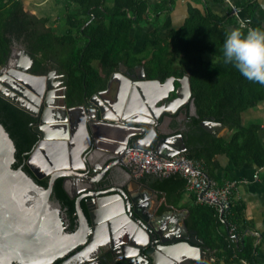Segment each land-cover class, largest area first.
Wrapping results in <instances>:
<instances>
[{"label": "water", "instance_id": "water-1", "mask_svg": "<svg viewBox=\"0 0 264 264\" xmlns=\"http://www.w3.org/2000/svg\"><path fill=\"white\" fill-rule=\"evenodd\" d=\"M15 52L12 47L9 59L0 67V96L38 118L33 130L39 139L29 156L24 157V164L33 173L30 174L22 166H14L16 144L0 123V264H51L100 235L112 236V222L123 215L138 223L150 237H159L161 242L151 246L140 242L137 232H127V225H121L125 227L123 234L132 235L131 246L137 254L142 250L150 264H172V258L183 257L209 262L212 249L196 229L188 228L186 215L173 210L155 214L140 205L129 184L118 186L123 177L140 187L144 185L141 179L146 175L135 177L123 160L129 151L156 152L169 158L186 149L183 133L167 136L161 124L186 104L190 115H198L189 75L177 79L180 84L176 87L174 76L164 82L147 80L143 66V75L135 84L121 83H132V78L118 71L105 89L84 95L81 104L69 106L66 85L62 97L57 95L60 82L55 81L54 71L32 73L29 54L17 62ZM115 75L121 84L113 95ZM172 92L176 98L169 100ZM201 124L208 129L219 123L211 118ZM112 130H118L120 135L113 137ZM177 140L183 148L177 147ZM76 146H80V166L73 162ZM60 177L64 185L80 177V187L84 188L75 201L78 228L73 232L65 230L64 221L69 217L61 211L62 204L51 198ZM41 179H47V184L39 183ZM92 200H97V208L90 205ZM98 211L103 215L100 218L95 216ZM168 218L172 220V230L186 234L162 237L158 223ZM155 241L159 240L151 244ZM135 256L125 255L130 264H135Z\"/></svg>", "mask_w": 264, "mask_h": 264}, {"label": "trees", "instance_id": "trees-1", "mask_svg": "<svg viewBox=\"0 0 264 264\" xmlns=\"http://www.w3.org/2000/svg\"><path fill=\"white\" fill-rule=\"evenodd\" d=\"M73 4L75 12L70 11ZM232 4L240 9L239 16L232 13ZM176 10L183 14L181 22L171 25L163 34L161 17L173 15ZM262 12L261 0H69L66 19L70 29L59 34L47 26L49 17L28 12L22 0H0V66L9 59L13 43H22L33 60L32 73L43 74L53 66L62 75L69 106L82 103L84 95L105 89L120 64L132 70L135 65H142L152 78L189 75L198 115H190L188 104L182 109L186 116L183 135L187 146L183 154L200 161L204 169L218 153L230 156L236 166L264 167L262 124L247 125L243 120L244 112L250 109L261 107L264 113V84L247 80L231 64L223 63L221 51L228 28L264 27ZM142 23L151 27L150 38L137 46L132 33ZM205 53L215 58L205 59ZM211 118L233 130L229 140L201 124ZM37 119L0 96V123L17 148L15 167L38 142V134L33 130ZM23 168L33 174L26 164ZM147 176L154 177V186L162 191L173 192L186 184L179 172L168 177ZM38 182L47 183L45 179ZM54 191L73 212L74 200L63 188L62 178L57 180ZM198 203L200 206L191 212L188 224L204 235L215 260L188 264H243L242 259L259 263L257 247L246 237L232 242L236 235H242L238 218L234 216L236 210L241 211V204L235 206L232 199L227 216L228 222L237 225L236 233L231 234L227 228V233L221 234L214 229V224L224 223L216 208ZM203 207L211 209V218L206 217L209 213ZM215 238L219 243L214 242Z\"/></svg>", "mask_w": 264, "mask_h": 264}, {"label": "crops", "instance_id": "crops-1", "mask_svg": "<svg viewBox=\"0 0 264 264\" xmlns=\"http://www.w3.org/2000/svg\"><path fill=\"white\" fill-rule=\"evenodd\" d=\"M22 1L24 4V8L28 12L35 14L38 17H49L47 26L52 27L57 33L63 34L67 32L68 29H70V25L67 23L66 13L64 12L63 14L62 12L66 3L65 0H22ZM68 1H67V6H68ZM179 1H183V0H178V2ZM73 6H74V11L73 10L72 11L75 12L76 5L73 4L72 7ZM66 12H67V7H66ZM175 14H177V17L175 18V20H173L172 23L181 22L183 18L182 12L181 11L175 12L173 13V15L172 14L171 15L174 17ZM169 18L167 17V19ZM141 25L143 26V29L149 26L148 24L145 23H142ZM141 25L137 26V28L132 33V35L136 38L138 46H141L146 40L150 38L148 34L146 38H142V35H138L139 32L137 31H141ZM73 31H75V28H73ZM22 48L23 50H25L23 44H22ZM94 63L96 65L97 62ZM49 67L50 69L55 70L54 73H58L55 67L53 66H49ZM97 67H99L98 63H97ZM60 77L62 78L61 75ZM60 77L57 76L55 79L61 82L62 79ZM61 85L64 86L65 84H61ZM117 87L118 84H112L113 95L114 93L117 92L116 91ZM260 108L250 109L244 112L243 115L244 124L248 125L254 122H259L261 124H264V113L263 111H261ZM178 116L180 117V115ZM101 128L104 129L103 127ZM161 129L165 130L168 133L167 136L178 134L180 132L183 133L184 130L186 129V119L184 118L178 119L174 115L169 117L167 116L166 119L163 121V124H161ZM208 129L212 132H217L219 136H222L227 140H229L233 134V130H230L226 126H222L221 124L209 125ZM117 135H120L119 131L112 130V136L116 137ZM262 141L264 143L263 131H262ZM178 143L180 148H183L181 142L179 141ZM204 170L206 171V174L208 176L212 177V179L217 180L221 184L228 180L236 181L237 187L233 193V200L235 206L238 207L240 204L243 206L241 211L236 210L234 212V216L238 218L237 221H239L238 224L240 226V229L242 230L241 231L242 235L240 237L241 238L246 237L249 240V242H251L254 246L257 247L256 259L259 261L260 264H264V167H259L255 164H244L242 166H236L234 160L230 156L224 153H218L212 158V160L209 162V165ZM124 178L125 177H123V179ZM154 179H155L154 177L146 175L145 178L141 179V182L145 186L144 185L142 187L139 186L142 189L141 191L145 195V197H143V201L148 206V209L153 212L157 211L158 213H161L162 211L164 212L170 210H173L174 212L182 213L186 215L185 221L188 225V228L195 229L191 225V223L190 226L188 224V220H191L190 219V217L192 216L191 212L196 207L200 206L195 193L188 191L186 189V184L173 192L170 191L169 189H164L162 191L161 189H158L154 186ZM214 229L218 230V232H220L221 234L227 233L226 230L224 231L218 226H216V228ZM199 235L205 239L202 233L201 234L199 233ZM214 242L219 243V239L215 238ZM222 264H226V263L223 262Z\"/></svg>", "mask_w": 264, "mask_h": 264}, {"label": "flooded vegetation", "instance_id": "flooded-vegetation-1", "mask_svg": "<svg viewBox=\"0 0 264 264\" xmlns=\"http://www.w3.org/2000/svg\"><path fill=\"white\" fill-rule=\"evenodd\" d=\"M12 47L16 48V52H15L16 55L13 56V58H15L16 61L18 62L22 57V60L24 61L25 54H28V53L26 51L25 52L23 51L22 44L20 42L15 41L13 43ZM32 64H31V66H32ZM3 65H1L0 67H2ZM48 70L51 71L52 69H50V67H49ZM52 71L55 72V70H52ZM118 71H123L124 73L128 74L132 78V83H126V81H123V82H121L123 84H135L134 82L138 81L140 79L139 77L143 75L142 65H135L134 69L132 70L127 65L120 64L119 67L115 71L112 72L110 78L114 74H116V72H118ZM55 75H56V77L57 76L60 77L61 74L55 73ZM145 75H146L147 80L158 79L161 82H164L166 78L174 76L176 78V80H174V84L176 85V87H178L180 84L177 79H180L183 77V76L170 75L166 78H162L161 76L152 78V77H149L148 74H146V72H145ZM110 78H109V80H110ZM117 78H118V75H115V78L112 81V84H121L120 80H118ZM119 78H122V77L120 76ZM61 79H62L61 80L62 83L60 82V87L58 88V92H57V95L60 97H62L63 87H64L63 85H61V84H64L63 77ZM109 80H108V82H109ZM55 81L59 82L58 80H55ZM174 98H176V93L172 92L169 96V100L174 99ZM184 106L180 107L178 112L174 115L178 119H183V118L186 119L185 118L186 116L184 115V113L182 111ZM78 112H80V111H78ZM189 112H190V109H189ZM178 115H180V117ZM67 125L71 126L72 124H70V122H69V124H67ZM178 142H179V140L176 141L177 147H179ZM74 150L76 152L74 151L75 160L73 162L75 165L80 166V156H78L80 153V146H76V148H74ZM23 165H24V161L21 164H19L17 167H20V166L23 167ZM60 178H62V177H60ZM125 178H127V177H125ZM125 178H124V181H120V183H118V186L122 188V187H124V185L129 184L130 189H132L133 193H135L134 194L135 197H138L140 205L143 206V208H147L148 206H146L145 202L143 201V197H145V195L141 191L142 189L137 184H134L133 182L132 183L128 182L129 178H127L126 180H125ZM41 180H43V179H41ZM45 180L47 182V179H45ZM57 180L54 183L51 198L59 201L62 204V210L61 211L64 212L65 214H67L69 217L68 221H64L65 230L68 232H73V231L77 230V228H78V226L75 222V213H76L75 201L77 200V198H80V195L84 192L83 190L82 191L80 190L83 188V187H80V177H78V178L74 177L73 179L67 180L65 185H64V181H63L64 179L62 178L63 188L65 187L64 189L66 192L68 191L67 192L68 196L74 200V208L75 209L73 212H70L71 210H70L69 204H67L65 202V200H62L55 193L54 187L57 183ZM87 185H90V184H87ZM70 195H72L73 198ZM85 199L86 198L82 199V203L86 209ZM90 205H94V207L97 208V200L96 201L92 200L90 202ZM122 207H124L123 202H122ZM104 214L106 215L107 212H105ZM155 214H160V213H158L156 211ZM95 216L97 218H100L103 215L101 213H99V211H98V212H96ZM156 218L157 217H154V219H156ZM171 221H172L171 218H168V220L166 222H164L165 224L164 223L163 224L158 223V228L162 232V237H169V236H174V235L186 234L185 232H182V231L172 230L170 228ZM122 224L127 225V232H132V233L137 232L138 239L142 243H147L148 245H151V246H157L158 243L161 242L159 237L158 238L154 237V236L150 237L148 235V233L145 232V230H143L139 226L138 223L135 224L129 216L123 215L120 218H118L117 220H114L112 222V225H111V227L113 229L112 236L111 235L110 236L109 235L108 236L100 235L98 238L95 239L94 242L90 243L89 245H87L85 243L84 245L78 246L74 251L65 255L64 257L56 259L51 264H130L131 260L129 258L125 257V255H129V254L130 255L136 254V256L133 259L135 264H150L151 262L147 261L142 250L140 252H138L139 254H137V251L131 246L134 243L133 239L130 237L132 235L128 236L126 234H123V233H125V229H124L125 227H121ZM154 239L159 240V241H155L154 244H151L152 242H154ZM100 246H101V248H100ZM155 248H157V247H155ZM81 249L84 251L81 252L82 251ZM156 251H158V249ZM80 253L82 255H80ZM75 254L79 255V256L77 258H73L74 256H76ZM172 260H173L172 264H188L192 261H195L192 259H187L185 257L180 258L179 260L172 258Z\"/></svg>", "mask_w": 264, "mask_h": 264}, {"label": "built area", "instance_id": "built-area-1", "mask_svg": "<svg viewBox=\"0 0 264 264\" xmlns=\"http://www.w3.org/2000/svg\"><path fill=\"white\" fill-rule=\"evenodd\" d=\"M232 13L240 15V9L234 4H232ZM262 130L264 132V124H262ZM123 160L135 177L147 174L168 177L179 172L186 180V189L195 193L198 202L214 206L219 218L227 223L228 231L231 234L236 233L237 225L227 220L231 211L233 193L237 187L236 181L228 180L222 184L219 183L206 174L200 161L191 159L183 153L165 158L156 152L132 150L124 156ZM240 239L241 237L236 235L232 238V242ZM210 260L214 261L215 257L211 255ZM242 263L260 264L251 263L245 259H242Z\"/></svg>", "mask_w": 264, "mask_h": 264}, {"label": "clouds", "instance_id": "clouds-1", "mask_svg": "<svg viewBox=\"0 0 264 264\" xmlns=\"http://www.w3.org/2000/svg\"><path fill=\"white\" fill-rule=\"evenodd\" d=\"M221 51L223 63L231 64L247 80L264 84V27L228 28Z\"/></svg>", "mask_w": 264, "mask_h": 264}, {"label": "rangeland", "instance_id": "rangeland-1", "mask_svg": "<svg viewBox=\"0 0 264 264\" xmlns=\"http://www.w3.org/2000/svg\"><path fill=\"white\" fill-rule=\"evenodd\" d=\"M67 1L68 0H65V6H64V9H63V14H64V12L66 13V7H67ZM178 0H176V2H177ZM182 2V1H181ZM71 9V11L73 10L74 11V6L73 7H70ZM175 12H177V10L175 11ZM61 13V12H60ZM262 13H264V12H262ZM60 15V14H59ZM164 15V14H163ZM262 15H264V14H262ZM171 16V17H170ZM167 17V16H166ZM164 18V16H162L161 17V22H162V26H163V28H164V30H163V34H165V33H167V31H168V29H169V27L171 26V25H178V23H172L173 22V20H175V18L177 17V14H175L174 15V17L171 15V14H169L168 15V18L169 19H167V18ZM168 20V21H167ZM148 28H149V30H148ZM150 30H151V27L150 26H147V27H145L144 29H143V26L141 25V31H137V32H139V34L138 35H142V38H146L147 37V34H149L148 32H150ZM149 36V35H148ZM144 40V39H143ZM138 46V45H137ZM204 58L205 59H214L215 57H214V55H212L211 53H205L204 55ZM98 63V62H97ZM97 63H96V65H97ZM56 80V79H55ZM205 213H209L208 215L206 214V217L207 216H209L208 217V219L209 218H211V216L212 215H210L211 214V209L210 208H207V207H203V209H202ZM214 225H216V226H218L219 228H221V229H223L224 231L226 230L227 231V225H226V223H222V224H214ZM218 232V231H217Z\"/></svg>", "mask_w": 264, "mask_h": 264}]
</instances>
